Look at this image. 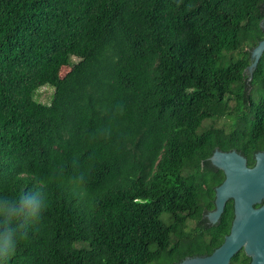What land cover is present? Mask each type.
<instances>
[{
    "label": "trees",
    "instance_id": "trees-1",
    "mask_svg": "<svg viewBox=\"0 0 264 264\" xmlns=\"http://www.w3.org/2000/svg\"><path fill=\"white\" fill-rule=\"evenodd\" d=\"M263 18L264 0H0V232L15 230L0 264H173L219 246L233 202L206 217L224 178L209 156L264 151V53L245 70Z\"/></svg>",
    "mask_w": 264,
    "mask_h": 264
},
{
    "label": "water",
    "instance_id": "water-1",
    "mask_svg": "<svg viewBox=\"0 0 264 264\" xmlns=\"http://www.w3.org/2000/svg\"><path fill=\"white\" fill-rule=\"evenodd\" d=\"M264 30V18L260 21ZM264 53V37L251 49L250 64L245 68L252 75ZM210 162L222 170L224 178L215 187V207L206 213L211 223L222 214L229 199L233 202V219L222 243L207 255L185 257L173 264H229L230 259L243 250L249 264H264V151L254 154V164L236 150L215 149Z\"/></svg>",
    "mask_w": 264,
    "mask_h": 264
},
{
    "label": "clouds",
    "instance_id": "clouds-1",
    "mask_svg": "<svg viewBox=\"0 0 264 264\" xmlns=\"http://www.w3.org/2000/svg\"><path fill=\"white\" fill-rule=\"evenodd\" d=\"M22 204H31L30 214L33 217H38L42 205L40 201L36 198H29L27 194H22L20 196ZM14 215V214H13ZM12 217H9V222L11 221ZM14 229H12L8 224L5 225V229L3 232H0V254L6 255L8 251L10 250V247L15 242V236H14Z\"/></svg>",
    "mask_w": 264,
    "mask_h": 264
},
{
    "label": "rangeland",
    "instance_id": "rangeland-1",
    "mask_svg": "<svg viewBox=\"0 0 264 264\" xmlns=\"http://www.w3.org/2000/svg\"><path fill=\"white\" fill-rule=\"evenodd\" d=\"M68 69V67H62L60 73L64 74ZM52 93L53 87L51 85H43L36 90L34 97L38 101L48 102L52 97Z\"/></svg>",
    "mask_w": 264,
    "mask_h": 264
}]
</instances>
